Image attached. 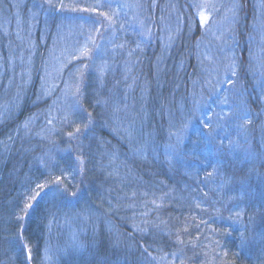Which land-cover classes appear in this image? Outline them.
I'll return each mask as SVG.
<instances>
[{"label": "trees", "instance_id": "16d2710c", "mask_svg": "<svg viewBox=\"0 0 264 264\" xmlns=\"http://www.w3.org/2000/svg\"><path fill=\"white\" fill-rule=\"evenodd\" d=\"M3 4L12 6L9 0H0ZM245 10L236 31L239 78L250 75L251 68V43L243 30L249 6ZM187 31L177 47L184 61L182 74L167 73L162 87L155 77L157 55L146 53L139 70L148 85L147 102L135 91L126 119L104 107L109 87L99 88L89 66L78 93L80 114L72 128L56 131L62 133H55L53 142L61 148L50 164L42 159L50 151L46 139L20 129L50 103L36 102L42 62L37 58L43 54L35 55L36 77L22 87L25 99L18 116L0 124V144L5 143L0 149V264H158L159 259L165 264L167 256L178 253L181 264H264V151L253 149L245 158L233 157L227 149L223 160L206 162L189 145L180 146L183 152L175 149L172 157L166 152L187 122L190 127L199 121L202 133L209 130L199 119L189 121L198 61L190 40L187 44ZM194 32L200 34L199 25ZM256 108L252 126L262 119ZM129 124H134L133 136L127 132ZM77 126L82 129L79 139L61 137L75 133ZM49 174L61 176L76 196L56 191ZM45 181L51 195L38 198L25 219L18 220L26 193ZM234 219L236 228L230 225ZM74 236L80 248L73 247ZM21 238L32 250L31 260Z\"/></svg>", "mask_w": 264, "mask_h": 264}, {"label": "rangeland", "instance_id": "374dc122", "mask_svg": "<svg viewBox=\"0 0 264 264\" xmlns=\"http://www.w3.org/2000/svg\"><path fill=\"white\" fill-rule=\"evenodd\" d=\"M53 2L58 4L60 0ZM203 2L63 0L66 6L92 5L97 9L96 12H82L72 11L70 7L53 9L46 0H9L12 6L3 4L0 7V124L18 116L25 99L22 87H29L36 77L35 55L42 52L43 58H37L42 62L36 102L49 100L50 103L46 102L48 108L45 113L34 114L20 129L27 135L46 139L50 151L45 150L42 159L50 164L57 157L56 149L61 148L53 142L56 134L62 133L56 131L72 128L71 124H75L73 118L80 112L76 88L78 86L80 90L89 66L99 88L109 87V96L103 100L104 107L107 106L108 111L109 107L116 109L119 117L126 119L129 115L126 106L133 100L135 91L138 90L147 102V83L140 79L139 70L144 67L142 60L147 54L151 53L152 57L157 55L154 66L159 87L166 83L167 73L182 74L184 61L177 47L188 29L187 44L190 40L189 45L194 48L198 61L193 78L195 87L188 105L191 106L189 121L199 119L209 126V130L202 133L198 128L199 121L190 127L187 122L178 130L176 136L180 139L175 137L173 146H166V152L172 157L175 149L180 152V146L189 145L204 162L211 158L223 160L222 152L227 149L233 157L243 154L248 158L253 149L263 152L264 0H208L210 4H215V8L198 9L196 5ZM101 3H110L112 8L100 7ZM247 6L250 16L243 30L251 43L247 54L252 71L250 68V75L239 78L241 53L238 52L236 31ZM201 11L209 17L207 23H201L198 15ZM99 12L107 13L111 20L98 15ZM198 25L201 32L196 36L194 29ZM85 47L90 50L88 56L77 59ZM231 65L235 66V76L231 75ZM173 66L178 67L176 71ZM226 74L233 81L230 86L225 79ZM247 83L252 84L251 87L246 88ZM225 95L228 97L226 104L221 103ZM147 104L141 105L145 108ZM254 108L262 115L256 126L251 125ZM244 111L251 117V123L240 127L243 121L238 117ZM128 126L127 132L133 136L134 124ZM61 137L70 140L67 132ZM67 140L64 141L68 143ZM3 144H0V149ZM235 221L230 223L234 228L237 226ZM115 237L118 235L115 234ZM166 258L168 262L165 264L183 262L180 253ZM158 264L163 262L159 259Z\"/></svg>", "mask_w": 264, "mask_h": 264}, {"label": "snow or ice", "instance_id": "6c2138e0", "mask_svg": "<svg viewBox=\"0 0 264 264\" xmlns=\"http://www.w3.org/2000/svg\"><path fill=\"white\" fill-rule=\"evenodd\" d=\"M46 3L48 4V6L50 8H53V9H55V8L65 9L66 7H70V10H72V11H82V12H96L97 11L96 7L92 6V5L87 6V7H80V6L76 5V4H72L70 6H66L63 3V0H60V2L58 4L54 3L53 0H46ZM125 6H127V5H125ZM100 7H107L109 9H111L112 5L110 3L106 4V5L101 3ZM196 7L198 9H206L208 7L215 8V4H210L208 2V0H204L203 3L196 5ZM98 15L105 17V19L111 20V17L105 12H99ZM198 15L200 16L201 23H207L209 17L207 15H205L204 12H202V11L198 12ZM169 39H171V37ZM89 51L90 50L87 47H85L81 51L80 56H78L76 58L79 59L80 57L88 56ZM84 67H87V65H84ZM230 67L232 68L231 75L235 76L236 75L235 66L231 65ZM100 71H101V75H103V69L102 68L100 69ZM225 79L228 81L229 86L233 83V81H231L228 78L227 74L225 76ZM76 93H77V99H78L79 98L78 97V93H79L78 86L76 88ZM227 102H228V97H227V95H225L224 99L221 101V103H225L226 104ZM89 117H91V114H89ZM65 119H68V117L65 116ZM238 119L243 121V123L241 125H239L240 127H244V126H246V125L251 123V117L248 115L247 111H244L243 114L238 117ZM49 123H51V121H49ZM25 127H27V125H25ZM86 127H87V125H85V128ZM206 127H207V125H206ZM81 131H82L81 127L77 126L76 129H75V133L69 132L68 136H69L70 139H73V138L74 139H79V137L76 134L80 133ZM177 139L179 140L180 137L177 136ZM78 159H79V157H78ZM82 163H83V161H81V164ZM79 171L82 172L83 169L80 168ZM49 175H50V182L54 183L55 185H57V188L55 189L56 191H60L62 189L65 193H68L69 195H71L73 197L76 196V194H77L76 192H74V191L69 192V189L65 185L64 180L62 179L61 176H52L51 174H49ZM48 187H49V181H45L43 183L37 182L35 184V187L30 189L29 192L26 193V202L24 203L23 208L21 209L22 214L17 216L18 220L23 221L25 219V216L28 214V210L33 208L34 202H37L38 198L42 199L44 196L51 195V191H46V189H48ZM237 215H239V213H237ZM21 240H22V244H21L22 248L27 249V259L31 260V258H32V255H31L32 250H31L30 247H28V245L26 243L23 242V238H21ZM179 242L183 243V241H179ZM73 247H75V248H80L81 247V244H80L79 240L75 236L73 237ZM193 247H195V245H193ZM144 252L148 253V248H145ZM148 255L150 256L151 254L148 253ZM224 255L226 256L227 252H225ZM46 256H47V254H46ZM47 258L50 259V257H47ZM152 259L154 260L155 258L152 257ZM161 259H164V257H161Z\"/></svg>", "mask_w": 264, "mask_h": 264}]
</instances>
